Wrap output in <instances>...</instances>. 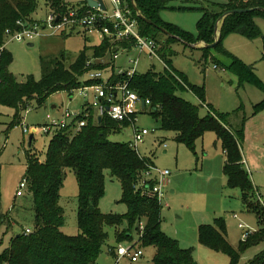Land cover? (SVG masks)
Instances as JSON below:
<instances>
[{
  "label": "trees",
  "instance_id": "obj_1",
  "mask_svg": "<svg viewBox=\"0 0 264 264\" xmlns=\"http://www.w3.org/2000/svg\"><path fill=\"white\" fill-rule=\"evenodd\" d=\"M40 1L55 13H64L74 6H78L81 12L90 9L82 0L71 6L65 0H0V44L4 41L6 29L19 30L22 26L17 22L27 27L36 20L34 16ZM172 1L134 0L140 13L153 23L148 24L136 16L130 0H125L137 20L139 34L156 42L157 53L167 67L163 65L162 71L157 72L151 65L144 73L135 72L128 84L140 99L149 100L150 109L147 112L160 123V129L175 132L177 143H183L194 151L196 142L207 132L214 133L220 142L225 153L223 175L226 187L240 191L242 202L256 214L258 228L250 233L246 230L245 239L234 248L227 241L225 221L219 217L212 224L199 226L198 240L202 246L227 255L228 264H237L247 248L264 241V206L257 202V197L262 196L240 163L245 117L242 118L241 127L234 128L228 123L229 114L219 113L208 104L209 112L200 116L199 107L180 97L178 92L189 90L203 103L205 92L203 85L190 83L187 76L172 65L171 58L177 53L172 45L181 43L189 47V44L198 42L210 44L214 41V24L225 11L252 9L226 16L220 24V41L212 49L189 48L200 51L203 62L211 50L230 58V63L224 66L237 76L238 87L249 83L263 93V99L252 106V115H256L264 110V85L256 77L253 66H246L224 50L221 41L229 34H238L250 40L259 37L261 33L255 18L264 19V0H225L223 3L207 2L189 7L170 5ZM166 9L199 12L196 32L191 33L162 20L160 12ZM161 29L177 38L167 36ZM131 46L132 42L110 43L108 40H102L96 46L85 45L69 66L64 64L62 56L41 58L40 78L35 80L28 75L24 82L17 81L8 70L11 54L4 49L0 52V105L15 111L10 127L20 124L19 113L29 108L33 101L37 107H41L53 93L65 91L71 95L77 88L93 83L81 80L88 69L108 66L112 70V82L125 78L122 74L115 75L111 60L119 49L130 50ZM89 50L91 53L88 55ZM107 56H110L108 62L101 63L100 60ZM261 57L264 60V38ZM91 59L99 62L86 66ZM79 118H84L83 112ZM85 119L86 124L76 133L70 128L52 133L43 161L35 152H25L23 178L27 183L26 195L30 196L32 202L33 225L29 233L23 229L10 238L8 246L0 253V264H98L97 258L108 237L106 227L114 229L116 246L122 242L132 243L135 232V243L144 249H155L152 264H194L193 249L180 247L176 239L161 230L160 205L134 189L147 165L153 164L151 157H139L128 142L108 139L111 133L119 132L128 122L118 124L104 116L98 122L91 112ZM64 169L73 171L78 186L76 235H66L60 231L64 224L63 209L59 205ZM105 170L120 183L119 201L126 207L123 214L103 213L99 209V201L104 195ZM7 215L1 210L0 192V226L4 223L9 226ZM140 223L143 224L142 230ZM115 247L111 248V254ZM244 264H264V250Z\"/></svg>",
  "mask_w": 264,
  "mask_h": 264
},
{
  "label": "rangeland",
  "instance_id": "obj_2",
  "mask_svg": "<svg viewBox=\"0 0 264 264\" xmlns=\"http://www.w3.org/2000/svg\"><path fill=\"white\" fill-rule=\"evenodd\" d=\"M71 2L72 0H66ZM110 7L107 0H104ZM207 2L223 3L225 0H173V6H198ZM199 12L178 11L166 9L160 12V17L166 22L174 23L191 33L196 32V22ZM38 19L46 16L42 1L37 11ZM260 29V36L247 39L238 34L225 36L221 43L222 48L238 58L246 66H253L256 77L264 85V60L261 57L262 40L264 38V19L255 18ZM100 38L94 32L83 33L74 31L72 34L57 36H42L36 38L32 45L28 42L8 41L5 49L11 54L8 70L17 81L24 82L29 75L35 80L41 76L40 59L63 57L64 64L69 66L83 51L84 46H96ZM177 52L172 56V65L183 72L188 81L195 85H203L205 101L202 103L191 91L184 90L178 95L186 101L199 107V115L204 116L209 111L210 104L219 113H227L228 123L234 127H241L243 122V140L240 145L241 165L249 174L252 184L258 193L264 196V110L252 115V106L263 99V93L249 83L238 87V78L224 65L230 63V58L211 50L205 62L201 60V52L191 49L181 43L172 45ZM88 55L91 53L89 50ZM135 52H119L114 60V73L128 66L130 59H135ZM110 56L101 59V63L108 62ZM91 63L98 60L91 59ZM218 61V62H217ZM217 65V69L213 65ZM157 72L162 71V63L154 58L141 56L136 67L137 73L146 72L150 66ZM96 70V69H94ZM104 75L112 72L107 67L102 68ZM84 75L81 80L85 81ZM82 98L74 90L71 95L59 91L46 98L41 107L33 101L29 108L19 113L20 124L25 121L28 126L45 122V115L61 118L65 108L78 111L82 105ZM207 103V104H205ZM55 108L52 109L51 106ZM15 115L13 108L0 105V192L1 210L7 215V223L0 226V253L8 246L9 240L22 232L23 229H32L33 210L30 196L16 197L18 184L23 179L26 160L25 152H35L40 161L46 156L51 132L37 131L33 139L28 140L29 134L21 130L20 124L10 127ZM136 126L146 128L149 134L143 142L138 144V150L143 156L151 157L153 165L159 169H168V184L161 207L160 228L169 237L178 241L182 248H192V257L196 264H228L229 259L224 253L216 252L202 246L198 240V228L201 224H212L215 218L221 217L225 221L226 238L232 247L237 248L245 238V229L250 233L258 228L256 214L249 211L241 200L237 188L226 187L223 175L225 154L219 141L212 132L204 134L196 142L195 150H190L183 143L175 141V132L159 128L151 115L145 111L136 116ZM132 136V127L127 126L119 132L111 133L108 139L113 142H128ZM165 144V148L162 147ZM245 160V163L243 162ZM104 195L99 201V209L103 213L123 214L126 211L124 203L120 202L121 186L117 179L104 171ZM77 194L78 186L74 173L64 169L63 182L59 192V205L63 209L64 224L60 231L66 235H76L77 228ZM261 195V196H262ZM258 199V197H257ZM264 201V199L262 198ZM259 204L264 206V202ZM235 216V217H233ZM13 222V224H12ZM108 237L97 258L98 264H114V256L110 253L116 246L114 229L106 227ZM133 239L137 235L133 232ZM127 245L128 242H122ZM264 250V241L256 246L247 248L237 264H244ZM144 257L134 264H152L155 253L153 247L145 248ZM121 264H129L122 261Z\"/></svg>",
  "mask_w": 264,
  "mask_h": 264
},
{
  "label": "built area",
  "instance_id": "obj_3",
  "mask_svg": "<svg viewBox=\"0 0 264 264\" xmlns=\"http://www.w3.org/2000/svg\"><path fill=\"white\" fill-rule=\"evenodd\" d=\"M108 3L110 7L104 3L105 10L90 8L86 12H81L78 6H74L68 8L64 13L49 11L43 19L35 20L27 27L17 22L22 26L19 30L6 29L4 31V41L0 44V52L5 49L8 41L32 43L36 38L42 36L70 34L76 30L83 33L94 32L101 41L108 40L110 43L132 42L130 50L135 52L136 58L128 61L126 69L117 72V75L122 74L125 78L112 82L110 80L112 72L104 75L103 70L88 69L85 73V80H90L93 83L81 86L76 91L81 98L87 100L88 109L94 110L96 117L101 118L104 116L118 124L128 122L127 126L132 127V136L128 141L129 147L141 157L143 155L138 150V144L143 142L149 131L146 128L136 126V116L142 111H149L150 102L143 99L144 107L142 110V99L129 88L128 82L135 74L141 56L154 57L161 63L163 62L157 53L158 45L156 42L139 34L137 20L132 16L125 0H108ZM122 50L126 51L125 48ZM117 53L113 54L112 59L117 57ZM90 63L88 61L86 66H89ZM213 68L217 69V66L213 65ZM82 112L84 118L80 119L79 116ZM87 115V111H71L65 108L60 119L53 118L49 113L46 114L45 122L39 124L38 128L36 125L28 126L25 121L20 126L22 132L29 134V136L37 131L54 133L56 130L68 128L76 133L86 124L85 117ZM162 147L165 148V144H162ZM169 175L168 169H159L153 164L147 165L134 189L140 191L147 198L155 200L160 207H167V203H163V200ZM26 189L27 183L23 178L17 186L15 196H23ZM262 198L264 199V197H258L260 202L263 203ZM142 228L143 224L140 223V230ZM30 231V229L25 228L26 233ZM144 251L145 249L135 243V240L127 245L119 243L112 251L115 258L114 264H121L122 261L134 264L144 257Z\"/></svg>",
  "mask_w": 264,
  "mask_h": 264
},
{
  "label": "water",
  "instance_id": "obj_4",
  "mask_svg": "<svg viewBox=\"0 0 264 264\" xmlns=\"http://www.w3.org/2000/svg\"><path fill=\"white\" fill-rule=\"evenodd\" d=\"M86 3V5L89 7V8H92V9H96V8H99L101 10H105V4H104V1L103 0H82ZM131 4H132V7H133V10L136 14V16L138 18H140L141 20H143L144 22L148 23V24H153L152 21L146 19L141 13L140 11L137 9L136 5L134 4V0H130ZM255 9H261V8H255ZM252 9H232V10H228V11H225L215 22L214 24V31H213V35H214V41L210 44H203L201 42H198V43H195V44H189L188 46L191 47V48H209V49H212L213 47H215L219 41H220V24L222 22V20L228 16V15H231V14H234V13H243V12H249L251 11ZM162 32H164L167 36L169 37H172V38H177L171 34H169L167 31H165L164 29H161ZM29 46L32 45L31 43L28 44ZM141 107L143 109L144 107V100L142 99L141 100ZM101 118L98 117L97 118V121L100 122ZM32 137L33 135L30 134L29 136V141L32 140ZM246 231V229L244 230ZM196 264V263H194Z\"/></svg>",
  "mask_w": 264,
  "mask_h": 264
},
{
  "label": "crops",
  "instance_id": "obj_5",
  "mask_svg": "<svg viewBox=\"0 0 264 264\" xmlns=\"http://www.w3.org/2000/svg\"><path fill=\"white\" fill-rule=\"evenodd\" d=\"M66 1V0H65ZM80 0H72L71 2H68V1H66L70 6L71 5H77L78 4V2H79ZM104 1V0H103ZM107 2H108V0H107ZM104 3L107 5V3L104 1ZM43 9L45 10V13L47 14L48 12H49V10L45 7V5L43 4ZM198 13V12H197ZM200 17V14H199V16L197 17V18H199ZM34 18L36 19V20H38V15H37V13H36V15L34 16ZM42 19V18H41ZM163 20V19H162ZM170 23V22H169ZM172 24H174V23H172ZM176 25V24H175ZM177 26H179V25H177ZM180 27V26H179ZM180 28H182V27H180ZM182 29H184V28H182ZM185 30V29H184ZM73 33V32H72ZM72 33H70V34H72ZM62 35H67V34H62ZM30 44V43H29ZM32 44V43H31ZM31 46V45H30ZM120 51H118V53H117V55L119 54V52L121 53V52H124L122 49H119ZM196 50V49H195ZM126 51H129V52H131V50H127L126 49ZM114 60L115 59H112L111 60V65H113V71H114ZM83 99V98H82ZM205 104H207V103H205ZM88 104H87V100H85V99H83L82 100V105H81V108L80 109H78V111H87V113L89 114V112H91V114H92V117L94 118V117H96L95 115H96V113H95V111L94 110H89L88 109ZM51 108L52 109H54L55 108V106L54 105H52L51 106ZM142 108V107H141ZM143 110V109H142ZM143 112V111H142ZM96 118H98V117H96ZM216 141H218L217 139H216ZM223 153H224V151H223ZM225 154V153H224ZM224 161H225V159H224ZM243 162H244V164H246L245 163V160H243ZM226 180V179H225ZM262 195V194H261ZM262 197H264L263 195H262Z\"/></svg>",
  "mask_w": 264,
  "mask_h": 264
}]
</instances>
